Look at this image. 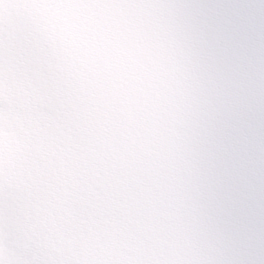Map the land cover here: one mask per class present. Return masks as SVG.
I'll return each instance as SVG.
<instances>
[{
  "label": "clouds",
  "instance_id": "1",
  "mask_svg": "<svg viewBox=\"0 0 264 264\" xmlns=\"http://www.w3.org/2000/svg\"><path fill=\"white\" fill-rule=\"evenodd\" d=\"M0 264H264V0H0Z\"/></svg>",
  "mask_w": 264,
  "mask_h": 264
}]
</instances>
